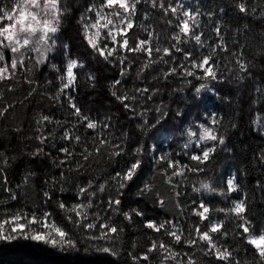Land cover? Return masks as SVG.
<instances>
[{
    "label": "snow or ice",
    "instance_id": "obj_1",
    "mask_svg": "<svg viewBox=\"0 0 264 264\" xmlns=\"http://www.w3.org/2000/svg\"><path fill=\"white\" fill-rule=\"evenodd\" d=\"M142 3L153 9H159L165 17L170 14L176 18L175 22L166 21L175 28L169 37L173 41L172 44L164 45L160 41L159 33L149 31L142 23L139 25L135 23L139 12L138 6ZM70 4L71 0H0V82L15 80L17 74L23 71L28 74L24 77V82L31 86L37 83L30 78L35 71L48 68L56 74L55 78L59 82L56 93L50 98L59 103L61 97H65L71 109L70 115L76 119V123L70 128L62 127L63 134L60 136L61 141L67 142L72 147H58L52 144L53 149L58 147V152L63 154L58 163L57 158L52 159V167L59 170V175L50 177L46 175L43 179L41 193L42 204L45 207L54 205L56 209H59L72 225V229L66 230L58 224L53 219L52 211L45 210L39 214V205L33 208L31 214L25 209H17L15 212L4 210L0 211V245L32 242L65 254L78 253L83 246V253L90 258L101 260L103 264H115V258L121 257V248L116 244L122 240L125 232V226L117 223L116 220L122 217L123 221L131 224L133 218L137 217L143 220L144 229L150 230L157 236L162 233L163 236L158 240L149 236V244L140 255L129 253L133 264H144V262L146 264H207L202 257H213L217 264H253L252 261H242L237 258L235 255L237 249L227 243L229 236L233 239L239 238L254 250L257 257L255 264H264V225L257 231L256 225L248 217L246 196L240 199L231 198L232 194L242 191V185L237 182L236 173L229 175L223 181L226 187L215 186L211 179L200 181L198 187H192L193 193L216 194L231 201L228 206L213 207L204 199H200L198 203L193 200L191 211L187 215L197 218L198 222L148 218L139 207H130L125 210L126 192L140 183L149 167L155 168L162 164H166V167L161 168L160 175L163 176L164 183L170 187L173 199L176 200V207H187L180 203V198L187 194L178 190L179 185L174 178H181L180 183L183 184L186 182L187 173H204L206 169L202 165L209 162L213 154L221 148L224 151L231 149L226 146L225 134L218 131L222 120L215 111L206 114L207 120L197 125L198 130L189 126L181 133L187 137L183 144V149L186 150L184 155L194 164L182 163L179 159H174L169 152L161 151L157 155L156 152L161 147L160 143L154 144L149 150L143 140L139 143L131 141L136 144L132 147L128 143L130 137L127 132L122 134L119 144L113 142L110 133L105 135L103 130L111 127L110 118L99 121L85 115L73 95L77 91V70L84 69L86 63L78 56L74 57L71 44L61 42L58 35L65 18L72 11ZM235 7L241 14L257 15V9H249L246 6V0H240ZM202 14L199 7L193 10L191 7H186L180 0H177L174 6L172 0H91L80 13L77 20L81 27L80 36L86 48L91 51L92 58L118 68L119 78L114 79L108 85L110 95L122 105L126 112L132 113L131 118H140L142 122L137 123L136 128L144 136L150 132L165 130L164 125L168 122L170 111L163 103L154 105V109L145 106L143 110H138L134 106L144 105L145 101H152L159 91L156 88L136 87L133 94L123 90L122 85L125 78L130 75L132 66L137 62H139V67L136 71V79H140L142 74L149 69H154L157 65H169L167 70L161 69L159 73L164 81L179 76L184 78L187 84H192L188 78H195L199 84L198 86L193 85L194 100H200L203 92L214 93L217 98L224 99V97H219L217 85L223 82L242 83L252 77L251 69L255 67L254 60H247L243 53L236 52L232 53L235 59V70L230 69L232 79L228 80L225 77L220 69L221 61L217 59L218 52L226 53L229 50L221 32L222 24L217 22L212 29L218 39L214 44L209 45L201 31L200 16ZM143 15L147 19L149 13L144 12ZM207 15L211 20L213 13L209 12ZM259 18H264V8L259 10ZM134 27L146 32L147 39L130 35V30ZM192 42L197 48H207V54L201 53L197 57L194 51L181 47V45ZM53 53L60 55L53 56ZM174 53H180L182 60L173 65L170 62L177 60ZM142 56L143 59H141ZM58 58L61 59L62 66L54 62ZM178 68L182 70L178 71ZM86 78L91 82V86L95 87L96 75L89 72ZM152 79L156 80L157 77L153 76ZM46 83L52 84L53 81L49 80ZM8 90H13L11 84ZM173 91L182 92L184 88ZM255 91L258 99L264 98V86L257 84ZM35 92L36 88L32 87L28 92V97L33 96ZM2 95L3 92H0V96ZM205 99H212V97L208 96ZM9 107L11 105L0 108V117L6 115ZM153 110L156 113L155 123H150L148 113ZM185 115V112L178 110L175 118L181 119ZM53 122L56 125L63 123L59 120L53 121L50 115L40 116L37 123L41 125L38 129L41 134L36 136V139L41 147L26 155L32 159H43L50 155L44 151V146L47 145L49 136H54L55 132L45 136L42 128L45 123ZM254 123L264 135V118H258ZM77 126L96 133L91 137V148L87 140L73 131ZM76 146H82V150L76 152ZM108 146L112 149L108 154V159L115 166L108 176L101 175L85 179L81 172L84 164L80 162L76 163L75 168L68 167L66 171L61 170L65 164L75 160L77 156L87 162L93 152L99 154ZM189 149H191L190 152L187 151ZM259 158L264 163V150L261 151ZM8 166L9 160L6 153L0 152V174H4L5 185L8 184L5 174ZM66 172L77 173V179L81 181L75 185L74 192L65 186L71 183L70 176ZM36 176L35 171H29L22 177V183L17 185L16 189L27 185ZM17 190L11 187L4 188V191L9 193L11 201L18 199ZM153 190L154 185L144 182L137 196L142 197ZM66 196L71 197L73 202L65 203ZM8 202V200H0V208ZM165 205V199L157 193L155 206L165 209ZM221 214L223 219L219 218ZM181 215L185 213L182 211ZM229 222L232 224L230 230L226 229V224ZM185 224H187L186 228ZM78 232L83 233L79 240L75 238V233ZM186 232L187 235H185ZM165 238L169 242L166 243ZM176 245H187L189 249H195L199 256H194L190 251H177ZM153 253H156L158 257L155 261L151 259Z\"/></svg>",
    "mask_w": 264,
    "mask_h": 264
},
{
    "label": "trees",
    "instance_id": "obj_2",
    "mask_svg": "<svg viewBox=\"0 0 264 264\" xmlns=\"http://www.w3.org/2000/svg\"><path fill=\"white\" fill-rule=\"evenodd\" d=\"M91 0H71V13L65 18L62 30L58 34L61 42L70 43L72 46V55L78 56L86 63L84 69L77 70V91L73 93L76 98V103L81 107L85 115L97 119L99 121L109 120L111 127L104 129V134H111V139L114 143H121V136L127 132L130 140L128 143L135 147V143L131 141L140 140L146 142L148 149L160 143L161 147L156 154L161 151L169 152L174 159H179L182 163L194 164L184 155L186 151L183 149L187 137L181 135L184 129L191 126L197 128L199 123H205L207 120L206 114L215 111L221 118L222 123L218 126V131L225 134L226 146L231 149L224 151L221 148L217 153L213 154L212 159L205 165L204 173H187L186 182L180 183L181 178H174L179 185V189L187 195L180 198V203L186 205L184 208L176 207V200L173 199V194L168 185L164 183V178L160 175L161 168L166 167V164L149 167L142 177L140 183L132 187L126 192L125 210L130 207H139L144 211L148 218L157 220L180 219L181 222L187 220L189 223L198 222L195 217H188L187 213L191 211L192 201L197 203L200 199H204L206 203L213 207H225L230 205V200H226L216 194L193 193L192 187H198L200 181L211 179L215 186H225L223 181L230 174L236 173L238 176L237 182L242 185L240 193L232 194V199H240L246 196L248 201L247 215L256 225L257 231L264 225V163L260 161V153L264 150V135L258 130V126L254 121L258 118H264V98L258 99L255 91L256 85L264 86V18H259V10L264 8V0H246V6L249 9L256 8L257 15L241 14L235 7L240 0H185L186 7H191L195 10L199 7L201 13V31L204 33V39L208 44H214L218 39L212 29L219 22L222 24L221 32L224 35L225 42L228 45V52H218L217 59L221 61L220 69L228 80L232 79V71L235 70V59L232 56L233 52L243 53L245 59L254 60L255 67L251 69L252 77L242 83H227L223 82L217 85V98L214 93H201L200 100H194V87L198 86L199 81L193 77L188 79L192 84H187L184 78L179 76L171 77L168 81H164L159 75L160 70H167L169 65H157L154 69L147 70L140 79H136V71L139 67V62L132 66L130 75L125 78L122 85L123 90L133 94L136 87H149L150 89H158V94L152 101H145L144 105H134L138 110H143L146 106L149 109H154L156 104H166L170 111L167 124L164 125L165 130L150 132L144 136L137 128L136 124L142 122L139 117L131 118L132 113L126 112L122 105L119 104L108 90V85L118 77V68L107 64L102 60L92 58V53L86 48L80 36L81 27L77 23L80 13L87 7ZM173 6L176 0H172ZM167 6V3H166ZM139 12L135 18L137 25L143 24L149 31L159 33L161 43L168 46L173 43L169 39L175 28L168 24L167 20L175 22V17L170 14L164 16L159 9H153L146 4L138 6ZM223 9V11H221ZM148 12L147 19L143 13ZM213 13L211 20L207 13ZM130 35L139 36L142 39H147L146 32H142L138 27L130 30ZM243 46V47H241ZM185 50L194 51V55L199 57L201 53L207 54V48H197L194 42L181 45ZM177 56L176 61L171 64L179 63L182 60L180 53H174ZM227 57V59H225ZM144 57L142 56L141 59ZM182 69L178 68V71ZM94 73L97 77L95 87L91 86V82L87 80V73ZM47 73V75H46ZM28 75L25 72L17 74L15 80L6 83L0 82V108L6 105H11L8 108L5 116L0 117V152L6 153L9 160V166L6 168L8 184H4V174H0V200H8L9 202L0 208V211L8 210L15 212L17 209H25L31 214L33 208L39 205L38 213L48 210L53 212V219L65 227L66 230H71L72 225L65 219L64 215L56 209L54 205L45 207L41 202L42 183L43 179L51 175H59V170L52 167V159L62 158L63 154L58 152L59 146H69L65 141L60 140L62 127H71L76 123L75 117L70 115L71 109L68 107L67 99L61 97L59 103L55 102L50 97L53 96L59 82L56 80V74L48 68H42L35 71L30 78L37 81L34 85H28L24 82V77ZM157 79L153 80L152 77ZM53 81L52 84L46 81ZM12 85L13 90L9 91L8 86ZM32 87L36 88L33 96L28 97V92ZM119 87V86H118ZM184 88L182 92H174V89ZM191 89V91H189ZM211 96L212 99H205ZM28 97V99H25ZM185 112L186 115L181 119L175 118L177 111ZM50 115L53 121H62V125L45 123L42 131L43 135L49 136V133L55 132L54 136H49L48 143L44 146V151L50 153L49 156L32 159L26 153L32 152L38 147H41L36 136L41 132L38 129L41 125L37 123L40 116ZM155 111L148 113L150 123H155ZM235 124V127L231 125ZM17 129L19 131H17ZM76 134L81 135L84 140H87L91 148V137L96 133L86 131L83 127L77 126L73 129ZM52 144H56L57 149L52 148ZM127 147V144L125 145ZM76 152L82 150V146H76ZM112 151L111 147H105L99 154L93 152V155L87 162H84L79 156L75 160L65 164L61 170L68 167L75 168L76 163L84 164L81 172L84 178L108 176L112 173V165L108 159V154ZM190 152V150H187ZM16 159H13V158ZM148 162V161H146ZM107 169V172H105ZM117 170H119L117 168ZM29 171H35L37 176L32 178L27 185L16 189V186L22 183V177ZM70 176L71 183L66 184L75 191V185L80 180L77 179V173H67ZM259 181V184H257ZM101 182H103L101 180ZM148 182L154 185V190L151 193H146L144 196H137V192L143 187V183ZM5 187H11L17 190L18 199L11 201L9 193L4 191ZM157 193L166 201L165 209H160L155 206ZM106 198V197H105ZM99 199V197H98ZM71 197H65V203H72ZM185 215H181V212ZM103 214V213H102ZM110 215V213H108ZM223 219V215H219ZM117 223H122L125 226V232L122 240L118 241L116 246L121 248V257L115 258V264H133L129 257V253L140 255L146 250L149 244L148 237L160 239V236L151 233L150 230L143 228V220L137 217L133 218V223L129 224L123 221L122 217L117 218ZM187 224H185V228ZM232 224H226V229L230 230ZM82 232L75 233V238L80 239ZM187 235V232L185 233ZM165 242H169L165 238ZM228 245L237 249L235 255L237 258L252 261L255 264L257 257L254 250L244 244L239 238L233 239L231 236L227 239ZM177 251H190L194 256H199L195 249H189L187 245H176ZM106 256V254H104ZM157 254H151L153 261L157 260ZM112 259V258H109ZM207 264H217L213 257L203 258ZM0 264H103V261L92 259L83 253V246L78 253H60L57 250L50 249L47 246L38 245L32 242H14L12 244L0 245ZM146 264V262H144Z\"/></svg>",
    "mask_w": 264,
    "mask_h": 264
},
{
    "label": "rangeland",
    "instance_id": "obj_3",
    "mask_svg": "<svg viewBox=\"0 0 264 264\" xmlns=\"http://www.w3.org/2000/svg\"><path fill=\"white\" fill-rule=\"evenodd\" d=\"M176 2H177V0H176ZM180 2H182V3H184V5H185V0H180ZM175 5V4H174ZM186 6V5H185ZM60 54H58V53H53V56H59ZM54 62H56L58 65H61L62 66V64H61V59L60 58H58V59H56ZM194 130H198V128H193ZM186 142V141H185ZM190 151H191V149H189ZM231 175V174H230Z\"/></svg>",
    "mask_w": 264,
    "mask_h": 264
}]
</instances>
